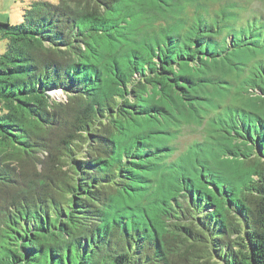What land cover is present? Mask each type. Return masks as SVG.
I'll return each instance as SVG.
<instances>
[{"label": "trees", "instance_id": "16d2710c", "mask_svg": "<svg viewBox=\"0 0 264 264\" xmlns=\"http://www.w3.org/2000/svg\"><path fill=\"white\" fill-rule=\"evenodd\" d=\"M219 1L0 21V264H264V19Z\"/></svg>", "mask_w": 264, "mask_h": 264}, {"label": "rangeland", "instance_id": "374dc122", "mask_svg": "<svg viewBox=\"0 0 264 264\" xmlns=\"http://www.w3.org/2000/svg\"><path fill=\"white\" fill-rule=\"evenodd\" d=\"M39 0H0V21L10 23H17L23 19V13L27 8H30L32 4H37ZM46 1H57V0H46ZM234 0H222L209 4V10H215L220 7L223 3ZM239 4L243 6V11L240 12V18L249 17L252 14H261L264 19V0H239ZM6 42L0 40V53L4 50ZM61 90L53 91L52 94H56L59 98H62ZM194 137H199L198 133H192L187 131L183 136L179 138V145L189 142Z\"/></svg>", "mask_w": 264, "mask_h": 264}, {"label": "water", "instance_id": "95a60500", "mask_svg": "<svg viewBox=\"0 0 264 264\" xmlns=\"http://www.w3.org/2000/svg\"><path fill=\"white\" fill-rule=\"evenodd\" d=\"M62 94V98H59L58 96H56V94H51V96H53L56 99H65V95L63 93Z\"/></svg>", "mask_w": 264, "mask_h": 264}, {"label": "crops", "instance_id": "0c3cea01", "mask_svg": "<svg viewBox=\"0 0 264 264\" xmlns=\"http://www.w3.org/2000/svg\"><path fill=\"white\" fill-rule=\"evenodd\" d=\"M52 93H53V92H52ZM52 93H51V94H52Z\"/></svg>", "mask_w": 264, "mask_h": 264}]
</instances>
